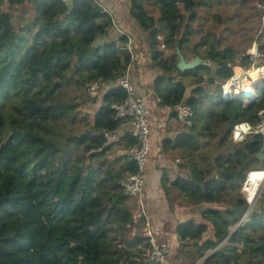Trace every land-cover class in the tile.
Instances as JSON below:
<instances>
[{
  "label": "trees",
  "instance_id": "1",
  "mask_svg": "<svg viewBox=\"0 0 264 264\" xmlns=\"http://www.w3.org/2000/svg\"><path fill=\"white\" fill-rule=\"evenodd\" d=\"M224 1H129V16L146 34L145 48L161 71L153 83L159 105L174 109L185 102L194 111L192 124L161 144L163 153L178 152L186 173L171 179L165 170L167 199L177 192L200 218L176 225L180 264H197L208 254L201 264H264V200L243 225L244 211L233 210L247 207L241 192L247 173L264 169L257 156L264 136L231 140L235 125L262 121L264 87L248 105L242 97L222 98L221 85L235 66L250 65L246 50L222 45L224 38L212 30L193 43L199 10ZM234 1L245 7L255 0ZM26 5L33 9L26 21L24 13L19 19L4 10ZM112 19L94 0L68 6L62 0H0V264H155L147 261L150 243L142 232L127 237L135 225L134 198L120 182L137 163L128 154L109 158L114 146L127 150L137 138L130 131L113 143L105 137L125 122L112 105L128 96L119 82L131 63L130 52L121 49L128 38H109ZM177 48L188 61L200 56L210 64L181 71ZM73 81L81 94L94 82L103 89L90 121L80 117L81 103L63 98ZM79 121L86 129L69 133ZM215 140L221 153L210 157L204 145Z\"/></svg>",
  "mask_w": 264,
  "mask_h": 264
},
{
  "label": "built area",
  "instance_id": "2",
  "mask_svg": "<svg viewBox=\"0 0 264 264\" xmlns=\"http://www.w3.org/2000/svg\"><path fill=\"white\" fill-rule=\"evenodd\" d=\"M65 5H70L73 0H62ZM95 3L101 7L102 12L107 13L113 19L114 27H117V22L114 18L113 8L105 1L94 0ZM124 0H119L123 2ZM258 9L261 11L259 18V30L255 34L250 46L246 49L245 55L250 61L249 66H239L234 71L232 76L224 81L221 85V94L224 99H233L242 97L244 104H248L253 100L259 99L257 85L261 84V78H264V51L261 49L260 35L264 29V4L258 2ZM117 29V28H116ZM121 36L128 38L127 42L121 46V49L128 50L131 54V63L127 67L125 75L120 79V85L123 86L128 96L124 102L115 103L112 105L116 113V118L124 120L129 125V131L133 137L137 138V143L130 146L126 150V154L130 156L137 163V170L135 172L127 171L121 178V186L126 194L138 200L141 214L145 216V228L143 236L149 240L150 249L147 261L155 264H168L172 254V246L164 241L159 240V232L156 226L151 221L150 215L146 212L145 205V184H146V166L151 152V125H150V111L146 103L145 96H140L136 93V89L130 78L131 67L138 56L133 48L134 38L130 33L118 27ZM99 83L94 82L88 89L89 93L97 95ZM247 94V95H246ZM159 103V98L156 99ZM166 109L175 112L176 119L181 122L185 127L192 124L194 116L193 108L188 103H181L174 109L169 106ZM264 109L259 111V116L262 121L256 125H249V128L244 130L240 128V124L235 125L231 140L233 142H243L252 133L262 134L264 136ZM122 124V125H123ZM121 127L117 131H106L105 137L108 143H113L119 140L121 135ZM179 162V160H177ZM259 174V185L264 184V169H253L247 173L246 180L244 181L241 192L246 200L248 209L239 221L238 225H243L249 220V215L258 202V190H253L254 178Z\"/></svg>",
  "mask_w": 264,
  "mask_h": 264
},
{
  "label": "crops",
  "instance_id": "3",
  "mask_svg": "<svg viewBox=\"0 0 264 264\" xmlns=\"http://www.w3.org/2000/svg\"><path fill=\"white\" fill-rule=\"evenodd\" d=\"M102 1L107 2L113 8L114 18L118 25L130 33L134 38L133 48L136 55L138 56V59L131 67L130 78L136 89V93L140 96H145L146 98V103L150 111L151 125L152 145L145 175L146 184L144 201L146 205V212L148 215H150L151 221L159 232V240L167 242L172 246V254L168 264H180L182 259L178 260L176 259V256L181 246L177 238L175 228L177 223L184 218V214L187 215L188 211H185V209L181 207L182 203L178 205L177 202L180 201L178 198L181 196L177 192H173V200L171 202L167 199L165 192L162 189L161 178L165 170L168 172V175L171 179L181 174L185 175L186 173L184 169H180L182 159L178 152L170 151L168 153H163L161 144L164 138H174L178 133L184 130L185 126L176 119V116L172 114V111L160 106L156 100L157 97H155V93L153 91V83L156 76L159 75L161 71L153 67L150 54H148V52L145 53L141 51V49L144 51V48L142 45H140L138 37L136 38L134 35L136 34L138 36L135 30L136 28L139 29V26L129 16V0H124L123 2H120L121 4L119 3V0ZM260 1L261 0H258V2ZM111 31L109 38H111V36H115L116 33H118L115 27ZM247 48L248 47L244 49L246 50ZM237 67L239 66H235L234 70H236ZM187 79L186 82L188 81L187 83H189L190 79ZM103 86L104 89L109 87V85L106 84ZM260 96L261 95L259 94V99ZM129 129V125L125 123L121 126L120 131L121 133H124L125 131H129ZM118 146L122 148L120 155L126 154L125 148H123L121 145ZM113 148H115V146ZM177 160H179V162H177ZM138 207H140V205ZM139 210H141V208H139ZM141 213L142 212L140 211V214ZM138 217L140 221V227L135 221L133 229L136 232L137 229L140 228L141 232L143 233L146 223L142 216L140 217L139 215ZM198 220H200L199 217ZM130 231L132 232V230H129V233Z\"/></svg>",
  "mask_w": 264,
  "mask_h": 264
},
{
  "label": "rangeland",
  "instance_id": "4",
  "mask_svg": "<svg viewBox=\"0 0 264 264\" xmlns=\"http://www.w3.org/2000/svg\"><path fill=\"white\" fill-rule=\"evenodd\" d=\"M126 1H128V0H126ZM233 1L234 0H228V1L225 0L221 6L213 8L211 10H206V9H200L199 10V17L200 18L193 25L194 29L196 30V34L193 38V43L199 42L202 35L206 34L208 31L212 30L216 34V36L218 35V36H222L224 38V39H222V41H223L222 45H225L226 43L234 44L236 47H238L240 49H244V48L250 46V43L253 40L255 34L257 33V30H258L259 25H260V22L255 17L256 12L258 11L256 9V8H258L257 7L258 0H255L251 3H249V5L245 6V7L238 6L237 4L234 3L235 1L234 2ZM128 4H130V2H128ZM147 6H148V10L153 15H155V16L158 15V11L156 10V8L152 7L150 4H147ZM4 10L10 12L16 18H19V19H20V14L24 13V21L29 20L33 14L32 7L28 6V5H26L24 7H17V6H14L11 8L4 7ZM215 15H219L220 17L223 18L221 23L217 22V19H216L217 17L214 18ZM118 27H120V26L117 23V27H116L117 29L116 30L118 33H116V35L118 36V34H119V36H121L120 35L121 32L118 30ZM135 31L138 34V36L136 34H134V35L136 36V38L138 37L140 45H142V47L144 48V51H143V49H141V51L147 53V50L145 48L147 46L146 34L143 32V30L140 27H139V29L136 28ZM210 39H212V37H210ZM260 43L261 44L264 43V31H263V35H260ZM202 50L204 52L205 49H202ZM166 54H169V53H166ZM204 61L206 62V64H210L209 61H207V60H204ZM187 80H189V79H187ZM99 90H98L97 95H95L94 93L89 95L88 92L81 94L80 91L76 90L75 83L73 81L69 86L64 87L63 98L66 101H76V102H78V104L81 103L80 104L81 106L79 108L80 117H83L84 115L87 114L88 118L86 121H88V120L90 121L94 112L96 111V109L100 105V99L99 98L102 95V92H101L103 90L102 87H101V89L99 88ZM259 94H260V91H259ZM95 98H97V100H95ZM85 129H86L85 123H82V121H79L72 127V129H68V132L70 133V132L74 131V133H79ZM66 135H68V133H66ZM121 150H122V148L120 146H118V145L115 146V148L112 149V152L110 153L109 158L113 159L115 157H118L121 154ZM203 152L210 157H213L214 155L216 156L217 154L221 153V150H219V147H218V141L215 140L212 142H207L204 145ZM258 194H259V199H258L257 204H259L261 201L264 200V184H262L260 186V188L258 190ZM178 199H180V201L178 200L179 202H177V203H178V205H180L182 203L183 198L180 197ZM129 203L133 208V213H134V218H135L136 224H138L140 227V221H139L138 216L140 215V217H141L142 214H140L141 210H139L140 207H138L139 206L138 200L131 199L129 201ZM181 207H183L185 209V211L189 210L187 215L184 214L183 219H185V220L190 219V218L196 219L199 216V214L196 211H193L192 204H191V206L189 205L187 207L185 204L182 203ZM248 209H251V208L246 207V209L244 210V212L241 216V219ZM137 221H138V223H137ZM131 230H132V232L131 231H130V233L128 232L127 237L132 238L133 234H135L137 232L141 233L140 228H138L136 232L134 231L133 228Z\"/></svg>",
  "mask_w": 264,
  "mask_h": 264
},
{
  "label": "water",
  "instance_id": "5",
  "mask_svg": "<svg viewBox=\"0 0 264 264\" xmlns=\"http://www.w3.org/2000/svg\"><path fill=\"white\" fill-rule=\"evenodd\" d=\"M14 21H15V19H12V22H14ZM75 51L76 52L78 51V47H76ZM177 55H178V59H179L177 66L181 71L193 69V68L198 67L202 64H206V62L200 56H196L195 59L192 61H187L179 48H177ZM263 87H264V78H261V84L257 85V89L260 90ZM263 116H264V112H263ZM249 125L250 124L248 122H243L240 124V128L246 130L249 128ZM257 156L259 159H264V145L261 148V150L259 151ZM233 210L236 212L237 215H239L240 213H242L245 210V208L244 207H234ZM209 255L210 254H208L206 257H204L200 262H198V264H200L207 257H209Z\"/></svg>",
  "mask_w": 264,
  "mask_h": 264
},
{
  "label": "bare ground",
  "instance_id": "6",
  "mask_svg": "<svg viewBox=\"0 0 264 264\" xmlns=\"http://www.w3.org/2000/svg\"><path fill=\"white\" fill-rule=\"evenodd\" d=\"M258 176L259 174H257L256 177L254 178L253 190H259L260 188V185H259L260 179L258 178Z\"/></svg>",
  "mask_w": 264,
  "mask_h": 264
}]
</instances>
